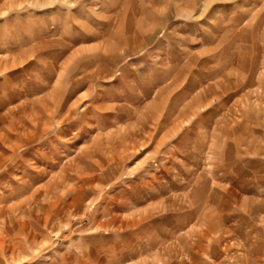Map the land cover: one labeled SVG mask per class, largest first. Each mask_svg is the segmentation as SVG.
Returning a JSON list of instances; mask_svg holds the SVG:
<instances>
[{
    "label": "rangeland",
    "instance_id": "1",
    "mask_svg": "<svg viewBox=\"0 0 264 264\" xmlns=\"http://www.w3.org/2000/svg\"><path fill=\"white\" fill-rule=\"evenodd\" d=\"M0 264H264V0H0Z\"/></svg>",
    "mask_w": 264,
    "mask_h": 264
}]
</instances>
